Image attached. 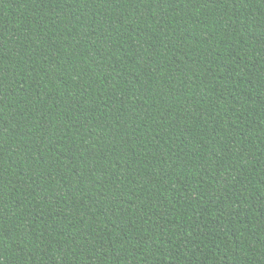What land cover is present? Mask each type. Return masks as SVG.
Instances as JSON below:
<instances>
[{
  "label": "trees",
  "instance_id": "obj_1",
  "mask_svg": "<svg viewBox=\"0 0 264 264\" xmlns=\"http://www.w3.org/2000/svg\"><path fill=\"white\" fill-rule=\"evenodd\" d=\"M0 264H264V0H0Z\"/></svg>",
  "mask_w": 264,
  "mask_h": 264
}]
</instances>
